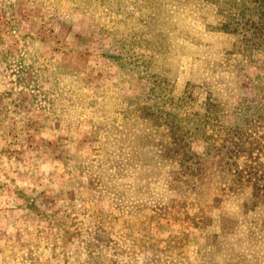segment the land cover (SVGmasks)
I'll return each mask as SVG.
<instances>
[{
    "label": "rangeland",
    "instance_id": "rangeland-1",
    "mask_svg": "<svg viewBox=\"0 0 264 264\" xmlns=\"http://www.w3.org/2000/svg\"><path fill=\"white\" fill-rule=\"evenodd\" d=\"M0 264H264V0H0Z\"/></svg>",
    "mask_w": 264,
    "mask_h": 264
}]
</instances>
